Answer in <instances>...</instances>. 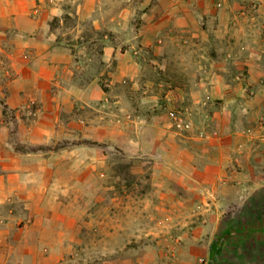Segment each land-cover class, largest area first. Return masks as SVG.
<instances>
[{
  "label": "rangeland",
  "instance_id": "obj_1",
  "mask_svg": "<svg viewBox=\"0 0 264 264\" xmlns=\"http://www.w3.org/2000/svg\"><path fill=\"white\" fill-rule=\"evenodd\" d=\"M31 10L67 57L25 105L0 100L11 185L0 222L34 216L29 202L75 219L58 264L179 261L182 234L235 212L219 201L224 186L246 182L193 150L211 155L230 128L264 137V0H38Z\"/></svg>",
  "mask_w": 264,
  "mask_h": 264
},
{
  "label": "crops",
  "instance_id": "obj_2",
  "mask_svg": "<svg viewBox=\"0 0 264 264\" xmlns=\"http://www.w3.org/2000/svg\"><path fill=\"white\" fill-rule=\"evenodd\" d=\"M37 1L5 0V4L0 6V100L8 106L25 105L28 95L37 94V87H42L44 80L53 78L60 72L63 58L67 57L59 48L47 21L43 22L41 15L32 14L31 8ZM262 103L259 107L263 106L264 109V100ZM248 111L244 108V113L240 115L243 129L250 118ZM239 135L242 134L230 128L226 136L212 141L211 149L214 150L209 151L211 155L206 156L208 152L202 145L193 151L198 155L194 156L197 159L203 156L210 158L211 170H219L222 175L246 180L243 187L225 185L226 194L219 200L222 205L237 206L235 212H228L234 217V221L238 219L237 212L243 209L245 215L242 220L245 221L253 218L246 214L245 207L251 206L252 198L264 189V137L252 139L247 135ZM170 144L171 150L174 148L172 146H177L173 139ZM180 146L178 145L179 149ZM223 156H231L234 166L239 160L236 163L238 168L232 169L228 163L222 164ZM7 175L5 170H0V201H5L2 198L4 192L11 189V185L4 182ZM16 187L20 189L21 186L18 184ZM29 203L28 207L38 206L34 216L30 213L22 223L21 218L17 221L16 218L3 216L6 219L3 218L0 222V264H58L65 251L71 253L73 243L76 242L75 219L71 223L60 216L56 219L44 217L40 213L39 204ZM24 204L27 207V200H24ZM224 216L216 214L209 219V223L196 225L192 232L183 233L178 248L181 257L171 264H199V256H203L208 264H264V226L261 231L248 233L244 240L249 241L244 242L242 252L236 243L227 248V258L223 254L224 248L212 258L210 249L220 242L218 238ZM69 219L71 218L68 217ZM234 255L242 256L243 263H238Z\"/></svg>",
  "mask_w": 264,
  "mask_h": 264
},
{
  "label": "trees",
  "instance_id": "obj_3",
  "mask_svg": "<svg viewBox=\"0 0 264 264\" xmlns=\"http://www.w3.org/2000/svg\"><path fill=\"white\" fill-rule=\"evenodd\" d=\"M255 199L256 201H254ZM245 209L246 214L253 217L252 220H242V217L245 215L243 209L237 212L239 215L238 219H236L235 221L234 217H232L230 213L224 216L222 230H220V237L218 238L220 242L219 244L216 243V245H212L210 249V255L212 256V258L219 255L223 251V248L225 249L223 253L224 257L227 258V248H230L232 245L235 246L236 243L238 246H240L239 251L242 252L244 242L249 241L244 240V238L248 236V233L252 231H259L263 228L262 226H264V224H262L261 222L264 221L261 220L264 219V189L260 190L256 194V196L252 198L251 206L245 207Z\"/></svg>",
  "mask_w": 264,
  "mask_h": 264
}]
</instances>
